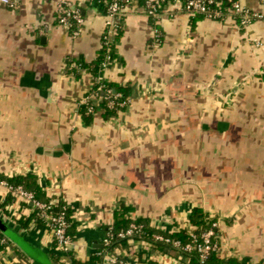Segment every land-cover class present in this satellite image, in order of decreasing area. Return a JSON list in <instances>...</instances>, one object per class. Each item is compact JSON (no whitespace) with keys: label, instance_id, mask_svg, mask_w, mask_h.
<instances>
[{"label":"crops","instance_id":"obj_1","mask_svg":"<svg viewBox=\"0 0 264 264\" xmlns=\"http://www.w3.org/2000/svg\"><path fill=\"white\" fill-rule=\"evenodd\" d=\"M11 1L0 3V173L32 174L47 197L69 206L76 257L91 262L123 205L162 232L201 209L215 219L219 259H264V0H236L260 16L247 28L230 9L193 25L184 12L163 15L157 44L142 10L127 8L101 77L130 87L129 100L88 125L79 108L91 77L66 64L95 58L101 4L65 0L83 19L73 37L56 23L58 0ZM3 220L46 252L45 226L19 230ZM0 264L17 260L6 250Z\"/></svg>","mask_w":264,"mask_h":264},{"label":"trees","instance_id":"obj_2","mask_svg":"<svg viewBox=\"0 0 264 264\" xmlns=\"http://www.w3.org/2000/svg\"><path fill=\"white\" fill-rule=\"evenodd\" d=\"M236 1V0H231ZM135 7L140 8L144 13V0H134ZM218 4L217 7L211 6V9L218 8L221 15L218 19L225 15V13L230 9V3L226 0H216ZM102 9L105 10V6L107 1H100ZM183 0H158L155 5V14L158 16L147 17L149 25L152 29H157V23L159 18L163 15H173L174 12H184L188 16L189 24L193 25L196 21L207 19L206 15L203 13H191L187 14L183 10ZM178 7V10L176 9ZM129 8V7H128ZM231 10V9H230ZM125 12L122 13L119 19V26L115 31V34L111 41L107 42L103 35L100 38V47L96 53L95 58L88 63H70L66 64V72L72 73L77 76V72H83L88 74L91 77V87L90 90L85 94L84 101L85 105L79 108V114L81 120L85 125H88L91 122L92 115L97 111L102 112V117L104 119L115 116L119 111L123 110L124 106L127 104L131 89L128 86H120L113 82L104 81L101 77L102 75V64L106 63V66L110 65V61H112L113 53L115 50L116 42L120 38L123 29V19ZM234 20L236 24L240 22V16L234 14ZM56 23H57V15H56ZM69 28L68 32L71 34L74 30L78 29L74 21L69 20ZM109 58V59H107ZM70 67V68H69ZM114 95H119L118 98L113 99ZM109 100H113L115 104L124 103L125 105L115 106L113 108L108 107L107 103ZM90 108V111H88ZM0 181L5 182L6 184L12 187H21L23 190L30 192L34 199L39 202H47L51 200V197H47L45 195L44 190L39 186L37 178L32 174L25 175H4L0 173ZM15 201V198L12 193L7 192L3 199V202L0 203V216L7 217L8 212L6 207L11 205ZM21 208H25L30 211L28 215L19 214L17 219H14L13 228H18L19 230H26L31 223H36L37 227H42L45 225L44 221L40 219L36 214L37 210L30 207L28 204L21 203ZM131 209L129 207H125L121 205L119 209L113 212V222L110 224V230L113 234L118 233L119 231L125 230L128 228L130 224H134L139 226V233H137L133 238L135 240L139 239L146 243L149 246L151 253L159 254V255H170V252H173V249L170 246V243L154 241L152 235L159 234L163 237L169 239V241L179 240L186 241L187 235L186 230L183 228L176 229L172 232L164 233L159 231L149 225V223L141 218H131L130 216ZM59 213H64L67 222L69 223V227L67 228L66 234L67 236L74 241L77 234V223L72 222V212L69 206L63 203L60 200H56V206H54L51 210L52 215H57ZM215 222V219L210 218L206 213H204L201 209H193L191 210L186 224L191 226L192 233L196 236H199L202 233L209 231L210 229L213 232L212 241L218 246L217 242V230L216 228H211L212 223ZM104 233L108 231L107 226L103 229ZM4 239V243H0V252H5L6 250L10 251L14 258L17 260V264H30V259L20 251L12 242H10L4 235L0 233V240ZM115 247H119L121 249H125L127 247V243L125 239H116L112 238L111 243L108 247H106L105 251H111ZM46 253L49 257L51 264H100L101 257L98 255H94L91 258L90 263L81 262L73 251H68L64 255L56 251V242L53 237L49 240L46 245ZM104 249H99V252H103ZM217 252H213L209 255V257L201 263L198 259L196 253L192 252L191 254H182L176 253L175 256L180 258V261L185 264H241L238 260L235 259H219L216 256ZM146 255L144 253H139L137 255L138 264H157L155 260L148 259L145 260ZM255 264H264V259Z\"/></svg>","mask_w":264,"mask_h":264},{"label":"built area","instance_id":"obj_3","mask_svg":"<svg viewBox=\"0 0 264 264\" xmlns=\"http://www.w3.org/2000/svg\"><path fill=\"white\" fill-rule=\"evenodd\" d=\"M107 1L104 10V21H103V38L109 42L112 40L116 29L119 26V19L122 13L128 7H135L134 0H98ZM144 14L146 17H154L157 18L155 12V5L158 0H144ZM230 3V9L233 14L240 16V26L243 28L249 27L253 21L257 20L260 16L256 13L251 12L246 7L241 6L236 1L226 0ZM2 5L7 7H13V3L11 0H0ZM217 7L218 4L216 0H183V10L187 14L191 13H203L206 15L207 19L217 20L221 13L218 8L211 9L210 7ZM56 15H57V24L58 26L68 30L69 28V20L74 21L78 29L74 30L71 35L73 37H77L81 26L83 24V19L79 14V11L73 7L69 2L65 0H58L55 5ZM153 42L157 44L159 41V32L156 29H153ZM109 59V58H107ZM102 68H106V63L102 64ZM119 95H114L113 99L118 98ZM82 104L85 105V101H82ZM108 107L113 108L115 106H124V103L115 104L113 100H109L107 103ZM90 111V108H88ZM0 191H4L6 194L10 192L13 194L15 201L11 204L10 214H8L7 218L10 220L17 219L19 216L18 210H14L12 208L13 205H20L21 203L28 204L30 207L37 210V216L42 219L45 223V227L48 230L49 238L53 239L56 242V251L61 254H65L68 251L74 252V241H72L66 234L67 228L69 227V223L65 218L64 213H59L57 215H52L51 210L54 206H56V200H49L47 202H39L36 201L33 195L30 192L23 190L21 187H12L5 182L0 181ZM5 196L4 194H2ZM106 224L108 231H106L101 238V249H104L103 252L97 251L95 255L101 257L100 264H138L137 255L139 253H144L146 255L145 260L152 259L155 260L157 264H169L170 262L177 263L180 261L179 257L172 258L170 255H154L151 253L149 246L143 241L137 239L135 240L133 236L139 233V226L134 224H130L127 229L119 231L116 234L111 232L110 225ZM79 225V224H78ZM186 230L187 239L182 242L179 240L169 241L168 238L163 237L159 234H153L152 237L154 241H160L165 243H170L171 248L175 254H191L192 252L196 253L198 259L201 263H203L211 253L217 252L218 246L212 241L213 232L210 229L209 231L196 236L192 233L191 226L185 223V226L182 227ZM211 228H216V223H212ZM159 230V229H157ZM160 231V230H159ZM165 232V231H164ZM171 232V231H170ZM168 233V232H165ZM125 239L127 243V247L125 249H121L119 247H115L111 251H105L106 247H108L111 243V239ZM49 239V240H50ZM5 240L1 239L0 243H4ZM75 254V253H74ZM179 259V260H178Z\"/></svg>","mask_w":264,"mask_h":264},{"label":"water","instance_id":"obj_4","mask_svg":"<svg viewBox=\"0 0 264 264\" xmlns=\"http://www.w3.org/2000/svg\"><path fill=\"white\" fill-rule=\"evenodd\" d=\"M0 233L18 247L35 264H51L45 251L27 243L10 225L0 217Z\"/></svg>","mask_w":264,"mask_h":264}]
</instances>
